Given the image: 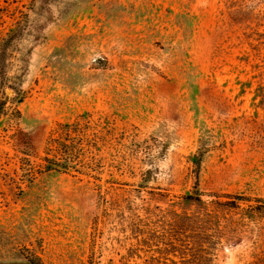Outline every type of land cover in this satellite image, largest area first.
<instances>
[{
    "label": "rangeland",
    "instance_id": "374dc122",
    "mask_svg": "<svg viewBox=\"0 0 264 264\" xmlns=\"http://www.w3.org/2000/svg\"><path fill=\"white\" fill-rule=\"evenodd\" d=\"M261 199L264 0H0V264H264Z\"/></svg>",
    "mask_w": 264,
    "mask_h": 264
},
{
    "label": "trees",
    "instance_id": "16d2710c",
    "mask_svg": "<svg viewBox=\"0 0 264 264\" xmlns=\"http://www.w3.org/2000/svg\"><path fill=\"white\" fill-rule=\"evenodd\" d=\"M200 162H201V160L200 159H197L196 157H195V159H193V163L198 167V165L200 164ZM74 164V162H72L71 161V159H66L65 160V162H63V164H61V168L62 169H70V167H72V165ZM200 194V193H199ZM200 196V195H199ZM191 196L189 195V196H187V198H190ZM186 198V199H187ZM191 199H193V198H191ZM198 199H200L201 200V198L199 197ZM240 199H243V198H240ZM260 201H263L264 202V200H260Z\"/></svg>",
    "mask_w": 264,
    "mask_h": 264
}]
</instances>
